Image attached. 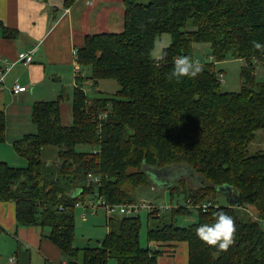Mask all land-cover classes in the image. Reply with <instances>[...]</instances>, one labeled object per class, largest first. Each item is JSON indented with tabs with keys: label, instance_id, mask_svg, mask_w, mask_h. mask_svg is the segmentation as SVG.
Wrapping results in <instances>:
<instances>
[{
	"label": "trees",
	"instance_id": "16d2710c",
	"mask_svg": "<svg viewBox=\"0 0 264 264\" xmlns=\"http://www.w3.org/2000/svg\"><path fill=\"white\" fill-rule=\"evenodd\" d=\"M124 3V29L87 34L78 49L81 69L88 66L91 72L77 75L81 85L74 90L73 123L62 121L61 95L34 103L37 131L14 142L28 164L0 160V200L16 202L18 225L49 229L65 264H110L112 259L158 264L163 249H153L150 241L180 240L189 244V264H264V147H254L264 136V79L256 75L264 51L253 47V42L264 45V0ZM164 33L172 40L157 67L153 49ZM195 42L209 43L217 61L244 60L241 89L223 88V68L214 61L201 63L203 71L194 79H168L177 57L199 61ZM110 78L119 84L114 94H90ZM5 129L0 110V141ZM48 147L56 148V158H44ZM176 166L199 176L195 184L184 172L169 185L164 181L171 199L178 196L176 204L113 215L100 207L108 232L97 246L76 244L78 201L101 195L111 203L136 202L140 188L158 186L154 173L168 181L167 171ZM223 184L232 187L231 194ZM192 209L198 211L196 221H176ZM143 210L147 231H142ZM218 212L236 224L235 243L227 251L206 245L195 233L199 225L215 223Z\"/></svg>",
	"mask_w": 264,
	"mask_h": 264
},
{
	"label": "crops",
	"instance_id": "0c3cea01",
	"mask_svg": "<svg viewBox=\"0 0 264 264\" xmlns=\"http://www.w3.org/2000/svg\"><path fill=\"white\" fill-rule=\"evenodd\" d=\"M124 23V0H75L70 6L65 0H0V110L6 116L0 160L15 166L28 164L14 142L37 131L32 118L36 101L56 99L61 95L62 121L65 125L73 123L74 90L81 85L77 80L74 49L85 44L87 34L122 31ZM159 38L155 47L160 40L170 43L172 40L170 33ZM194 46L199 56L211 47L207 42H195ZM26 50H31L30 62L19 57V53ZM83 68L81 72L88 74ZM16 82L28 89L15 92ZM42 155L54 159L57 150L48 147ZM16 212L14 200H0V264H65L62 250L49 238V229L39 224L18 225ZM108 228L107 224V231L97 234L83 231V237L80 233L82 244L77 245H99ZM150 245L153 249H163L158 264H189L187 241H150ZM3 254H6L5 259ZM14 256L16 260L12 261Z\"/></svg>",
	"mask_w": 264,
	"mask_h": 264
},
{
	"label": "rangeland",
	"instance_id": "374dc122",
	"mask_svg": "<svg viewBox=\"0 0 264 264\" xmlns=\"http://www.w3.org/2000/svg\"><path fill=\"white\" fill-rule=\"evenodd\" d=\"M159 37H158V40L160 39ZM160 41L158 43H160ZM155 51H156V47L154 49V52ZM196 57L200 58V61H201L200 63H207L210 61H214L216 63V67L218 69L223 68L222 72L226 73L225 78L223 79L224 80V82H223V88L224 89H227V90H239V89H241L242 82H243V80H242L243 78H242V74H241L243 62L241 59L228 58L229 60L226 59L224 61H217V59L212 57L211 47L209 48V50L207 52H205L204 55L199 56L196 54ZM83 71L87 72V73L91 72L90 67H88V66H84ZM80 72H81V70H80ZM256 75H257V79H259V80L264 79V64L263 63H259L257 65ZM86 87L88 89L90 88L89 85H86ZM118 88H119V84L115 79H111V78L110 79H102L100 81V83L97 84V86H95L94 88H92L90 90V94L98 95V94H101L100 91L103 90L104 94L112 95V94H114V92H116V90ZM254 147L256 149L264 147V136H263V139L260 138V139H258V141H256L254 143ZM254 147L250 148V150H252V151L255 150ZM173 169H174V171L171 173L168 172V175L166 176V179H169V182L174 180V177H179L180 174H182L183 172L186 173V176L188 177V179L191 181L192 184H195L199 180V176L197 174L190 172V171H185V167H184V169H182L180 166H176V167H173ZM161 181H159L157 187H154L152 184H146L145 186L140 188L138 190L139 196L142 198L148 199V200L154 202L155 204H157L159 206H172V205L176 204L178 196L174 195V198L171 199L172 195H171L170 189L163 186V182L167 181V180H161ZM219 198L221 201H222V199L224 201H227L225 196H224V198H222V196L219 195ZM82 211H83V208H77V216H76V219H77V227H76L77 237L76 238L77 239H76V244H78V245L82 244L81 236L83 234V231H92V234H97L100 231H107V218L105 215V211L103 209H100L98 212H94V213H92L91 211H88L86 220H83V217L80 214V212H82ZM146 211L147 210H143L140 212L142 220H143V224H144L142 231H147L148 218H147V212ZM197 216H198L197 209H192V212L177 215L176 221H178L180 224L187 225L190 222L196 221ZM80 233H81V236H80ZM142 238L144 241V239H145L144 235L142 236ZM91 243L94 244L95 242H91ZM3 257L5 259L6 254H3ZM3 257H1L2 260H3ZM113 261H115V260L112 259L110 261V264L113 263Z\"/></svg>",
	"mask_w": 264,
	"mask_h": 264
},
{
	"label": "clouds",
	"instance_id": "9594fccd",
	"mask_svg": "<svg viewBox=\"0 0 264 264\" xmlns=\"http://www.w3.org/2000/svg\"><path fill=\"white\" fill-rule=\"evenodd\" d=\"M170 42L163 41L156 45V51L152 55L153 61L159 67L161 61L166 60V49ZM253 47L264 51V45L253 42ZM203 71V65L192 59L188 55H182L174 60L173 70L168 75V79L175 78L179 81L182 77L195 78ZM215 223L201 224L195 229L197 237L206 245L218 248L219 251H227L235 243L236 224L232 216L218 212L215 214Z\"/></svg>",
	"mask_w": 264,
	"mask_h": 264
},
{
	"label": "built area",
	"instance_id": "2783aa9c",
	"mask_svg": "<svg viewBox=\"0 0 264 264\" xmlns=\"http://www.w3.org/2000/svg\"><path fill=\"white\" fill-rule=\"evenodd\" d=\"M77 53H78V49H74V54L76 57V61H75V66H76V71L80 72L81 69V65L79 64L78 60H77ZM19 57L20 59L24 60L25 62H30L31 61V50H26V51H22L19 53ZM4 74V73H3ZM222 79H224L225 74L223 72L220 73ZM2 77V76H1ZM1 86V85H0ZM13 89L15 92H21V91H25L28 89V87L26 85H23L19 82H16L13 86ZM90 177L93 178L92 174H89ZM97 179V177H95ZM157 204H155L154 202L145 199V198H139L138 201L136 202H129V203H111L110 201H107L103 196L98 195V196H93L90 197L89 199H87L86 201H78L76 203V206L79 208H83V211L80 212L81 216L83 218H85L87 216V212L91 211L96 212L98 210V208H104L106 210V212L108 213V215H113V214H130V213H136L138 211H140L141 209H145V208H151L152 206H155ZM12 261L16 260V257H12L11 258Z\"/></svg>",
	"mask_w": 264,
	"mask_h": 264
},
{
	"label": "water",
	"instance_id": "95a60500",
	"mask_svg": "<svg viewBox=\"0 0 264 264\" xmlns=\"http://www.w3.org/2000/svg\"><path fill=\"white\" fill-rule=\"evenodd\" d=\"M172 170H170V171H167V172H171ZM159 175H156V173H154L153 175H152V179L155 181V182H157V183H159V181H161V176H159ZM162 182V181H161ZM167 183L166 184H168V183H170L169 182V180L168 181H166ZM163 184H164V182H163ZM169 185V184H168ZM221 188H223V189H225V190H228L227 192H228V194H231L230 193V191H231V189H232V187L230 186V185H228V184H223V185H221L220 186ZM79 191H80V189L79 188H77L76 190H75V193L74 194H77V193H79ZM231 199H232V201H234V202H236L237 201V198H233L232 196H231Z\"/></svg>",
	"mask_w": 264,
	"mask_h": 264
}]
</instances>
